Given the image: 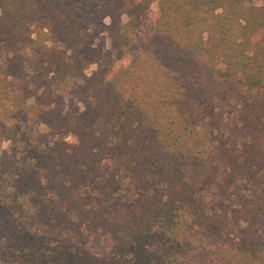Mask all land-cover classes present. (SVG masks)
<instances>
[{"label": "trees", "instance_id": "trees-1", "mask_svg": "<svg viewBox=\"0 0 264 264\" xmlns=\"http://www.w3.org/2000/svg\"><path fill=\"white\" fill-rule=\"evenodd\" d=\"M0 264H264V4L0 0Z\"/></svg>", "mask_w": 264, "mask_h": 264}, {"label": "rangeland", "instance_id": "rangeland-1", "mask_svg": "<svg viewBox=\"0 0 264 264\" xmlns=\"http://www.w3.org/2000/svg\"><path fill=\"white\" fill-rule=\"evenodd\" d=\"M248 4L251 5H263L264 0H246ZM159 10V6L157 2H154L151 6L149 17L145 23V25L142 27V29L139 32V35L137 37V44L138 49L141 50L143 45L148 41L150 38L152 28H153V20ZM111 21L110 18L105 19L104 21L93 24L89 31H88V39L94 41V43L97 45L98 49V59L97 63L92 64L87 69V74H91L95 69L98 67V63L101 62L103 59H105L110 54L111 49V41L109 34L104 30V26L109 24ZM133 58V55H119L116 56L115 64L116 66H121L128 64L131 59ZM62 99L65 104V109L67 111H82L84 109V105L80 100L78 91L63 95ZM236 114L225 110L223 112V125H227L231 119L235 118ZM42 130L47 131L48 128L46 126L41 127ZM66 139L69 143L76 144L78 142L77 137L74 134H70L66 136ZM6 145V148L8 147V142L4 143V147ZM235 241H238V237L235 238ZM90 246L92 249L98 253H101L105 251L108 248V242L101 243L99 240L92 239L90 242Z\"/></svg>", "mask_w": 264, "mask_h": 264}, {"label": "clouds", "instance_id": "clouds-1", "mask_svg": "<svg viewBox=\"0 0 264 264\" xmlns=\"http://www.w3.org/2000/svg\"><path fill=\"white\" fill-rule=\"evenodd\" d=\"M5 147H6V145H5Z\"/></svg>", "mask_w": 264, "mask_h": 264}]
</instances>
